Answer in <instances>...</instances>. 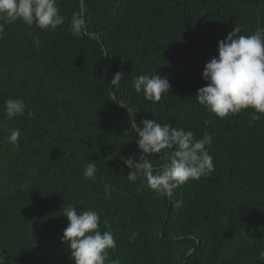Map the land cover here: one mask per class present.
<instances>
[{
  "label": "trees",
  "instance_id": "obj_1",
  "mask_svg": "<svg viewBox=\"0 0 264 264\" xmlns=\"http://www.w3.org/2000/svg\"><path fill=\"white\" fill-rule=\"evenodd\" d=\"M58 7L66 19L55 30L18 20L0 34V264H74L61 240L69 205L97 211L101 232L109 222L116 240L109 259L120 264H264V114L253 122L249 108L218 118L195 97L218 42L233 27L240 35L264 28V0H58ZM75 12L84 14L86 35L72 34ZM117 72L124 75L113 86ZM141 75L166 77L169 92L145 100L132 86ZM9 98L25 101L23 116L5 118ZM119 103L135 110L138 125L148 118L197 139L210 134L214 171L171 199L156 197L142 177L129 181L121 156L140 152L128 106ZM15 128L18 145L7 139ZM164 151L148 158L160 165ZM90 161L94 181L83 176Z\"/></svg>",
  "mask_w": 264,
  "mask_h": 264
},
{
  "label": "clouds",
  "instance_id": "obj_2",
  "mask_svg": "<svg viewBox=\"0 0 264 264\" xmlns=\"http://www.w3.org/2000/svg\"><path fill=\"white\" fill-rule=\"evenodd\" d=\"M60 13L58 0H0V34L5 26L22 21L28 26L35 25L41 30H55L65 22ZM70 28L74 36L87 34V25L82 12H75L70 20ZM241 27H233L226 38L218 42V55L211 58L203 69L202 78L206 86L198 89L195 95L203 108L218 118L229 114L235 115L241 110L254 109L249 113L251 121H259L264 114V28H258L251 35H240ZM124 74L117 72L111 80L118 86ZM132 86L136 94H143L147 101L156 103L162 94L169 92L170 83L166 77L158 75H141L135 77ZM120 106H128L119 103ZM26 103L22 99L9 98L4 104L7 120L25 114ZM135 110L128 106L131 130L137 134L135 143L140 152L135 159L121 156L123 163L130 169L127 178L135 182L142 177L148 188L156 197L171 199L175 189L189 180H199L210 175L215 168L213 157L208 147L212 137L205 133L197 139L192 131L183 128L163 126L154 119H142L139 125L132 119ZM28 116L33 113L28 111ZM207 124L208 121H205ZM8 142L18 145L20 130L10 129ZM162 163L156 165L150 154L160 153ZM108 155L106 160H111ZM96 162L90 161L83 170L85 179L95 180ZM105 191H112L105 185ZM179 203V202H177ZM63 216L69 221L63 230L61 240L68 245L74 264H120V260L109 259V250L116 249L111 225L103 221L106 231L99 229L100 215L94 210L80 213L73 205L64 208ZM138 236L132 233V239ZM259 258L264 260V251Z\"/></svg>",
  "mask_w": 264,
  "mask_h": 264
},
{
  "label": "rangeland",
  "instance_id": "obj_3",
  "mask_svg": "<svg viewBox=\"0 0 264 264\" xmlns=\"http://www.w3.org/2000/svg\"><path fill=\"white\" fill-rule=\"evenodd\" d=\"M50 259L53 260V255L50 256Z\"/></svg>",
  "mask_w": 264,
  "mask_h": 264
},
{
  "label": "water",
  "instance_id": "obj_4",
  "mask_svg": "<svg viewBox=\"0 0 264 264\" xmlns=\"http://www.w3.org/2000/svg\"><path fill=\"white\" fill-rule=\"evenodd\" d=\"M133 117V116H132ZM133 119V118H132Z\"/></svg>",
  "mask_w": 264,
  "mask_h": 264
}]
</instances>
